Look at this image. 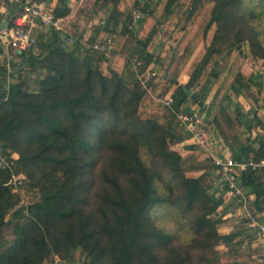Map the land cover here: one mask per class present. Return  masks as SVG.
Returning <instances> with one entry per match:
<instances>
[{
    "label": "trees",
    "instance_id": "16d2710c",
    "mask_svg": "<svg viewBox=\"0 0 264 264\" xmlns=\"http://www.w3.org/2000/svg\"><path fill=\"white\" fill-rule=\"evenodd\" d=\"M57 1L55 13L64 18V25L70 15L69 0ZM106 1V20L99 21L90 35L78 36L94 41L100 33L114 32L117 13L140 11L133 49L135 62L140 64L137 73L130 59L120 74L111 70L105 74L100 66L107 62V52H82L77 46H67L68 35L61 40L60 33L52 30L51 39L41 46L39 54L12 51L21 61L12 64L14 72L8 74L0 45V154L8 159L17 156L15 171L29 181L21 192L26 206L10 215L19 204V196L8 185L11 172L0 169V264H51L55 258L61 264H195L189 248L174 246L173 234L152 222L155 209L175 205L183 215H192L190 229L198 238L193 240V248L199 245L207 249L238 236L218 234L217 222L210 214L221 206V200L210 196L198 178L185 176L182 157L172 147L184 146L190 139L175 112L186 99L203 109L211 85L220 79L215 43L220 31L230 32L239 24L243 0H202L190 9L191 21L179 30L165 69L161 60L154 58V42L173 33L189 0H160L154 9L148 0ZM257 1L264 4V0ZM13 10L9 5L0 30L5 23L8 28L13 25ZM133 17L130 15V21ZM123 28L134 32L131 25ZM202 43L204 47L198 50ZM234 47L237 51L239 45L234 43ZM26 57L28 66L43 75L36 82V91L28 90L19 76L15 78ZM152 65L158 67L154 76L162 70L168 85L163 97L169 88L178 86L170 96L171 108L158 107L138 80ZM187 67L188 81L178 85ZM237 118L242 120V115ZM204 121L220 130L218 120L208 112ZM236 151L231 153L234 161L263 160L264 142L259 141L258 149L248 145ZM101 152L109 155V173L103 174L107 188L99 196L98 207L89 210L87 173ZM163 174L178 189L176 197L169 183L167 193L159 190ZM238 185L246 197H254L251 213L264 214V169L242 172ZM9 224L14 239L3 245V231ZM77 249L84 258L76 263L73 254ZM231 254L244 259L237 250ZM217 261L214 258L208 264Z\"/></svg>",
    "mask_w": 264,
    "mask_h": 264
},
{
    "label": "rangeland",
    "instance_id": "374dc122",
    "mask_svg": "<svg viewBox=\"0 0 264 264\" xmlns=\"http://www.w3.org/2000/svg\"><path fill=\"white\" fill-rule=\"evenodd\" d=\"M148 1L150 3V9H154L160 0ZM200 1L202 0H189L185 12L181 15L178 23H176L174 27L173 33L163 39L159 37L154 42L152 53L154 54L155 60H157V62L164 58L167 60L161 65L163 69L167 67L175 51L174 48L177 37L180 35L178 33L179 30L188 27L191 21L190 9H194ZM42 2L50 4L53 3L54 0H42ZM68 4L71 5L75 16V21L70 22L72 19H69L68 23L72 25L69 30L71 35L84 34L89 30L93 32L98 22L106 20L109 16V12L106 9V7L109 6V2L106 0H70ZM7 6L9 7V5ZM127 11L130 14H128V12H120L115 15L117 24L115 28H113L114 32L107 34L108 38L112 40L109 52L111 51L112 54H115L114 57L118 59L121 57L122 59L120 58L121 60H117V62L115 61L114 64L111 65L109 63L101 64V70L105 74H108L110 70L114 73L115 71L112 70V68L121 69L123 63L130 59L135 63L132 70L137 73L140 69L139 62H135L136 56L133 50L137 42L136 36L140 26L134 19L130 21V15L134 16L136 10L127 9ZM239 16L241 17V19H239V24L230 30V32L224 30L220 31L218 40L215 43V46L219 49L218 71L221 75L220 79L224 77V86H222L224 91L214 99L212 108L208 114L212 118L218 120L220 130L214 128L213 124L205 122V129L209 137L208 151L200 150L193 142L190 145L172 147V149L177 151L182 157V169L184 170L185 176L189 178H198L201 185L207 190V193L221 200L222 204L224 201L221 197L222 177L214 169L212 157L216 156L218 153L231 155L233 152L236 153V150L240 146L246 147L251 145L255 149H258L259 141L264 142V4L257 0H243L239 10ZM126 25H131L134 32H129L127 28L124 30L123 27ZM214 27L215 25L212 26L209 35L212 33ZM50 32L51 29L49 31V28L46 27H42V29L37 31V44L31 53L36 55L39 54L41 46L46 43L48 39H51ZM64 36L63 34L60 39L65 40ZM138 38L144 39L143 36H139ZM234 43L239 45V47H246L248 57L237 70L234 68L232 71L229 67L232 66V63L234 64L237 52ZM203 47L204 44L202 43L199 45L198 50ZM27 57H29V55ZM27 57L25 59L26 62L24 61L26 65L20 63L21 68H19V71L15 74V78L19 76L20 80L26 83L28 90L36 91V82L42 78L43 75L37 69H32L28 66ZM20 61L21 59H16V62ZM157 69H149L144 77L138 78V80L151 97L158 99V101L155 100L158 107H162L164 100L163 94L168 89L167 83L162 79V70L159 72L158 76L149 77L151 73L158 71ZM240 70L244 72L246 76H244ZM213 86L214 84L211 85L210 92ZM235 90L239 91L237 92ZM192 91L195 94H199L198 89H193ZM209 93L204 98V103L207 101ZM186 101L191 103L190 99ZM202 113L203 110L201 109L200 115ZM238 115H242V120H238ZM216 142H219V144L216 145ZM14 157L17 158L15 155ZM108 157L109 155L106 152H101L94 166L90 168L87 173L90 192L86 207L89 210H94L98 207L100 204L99 196L103 194V191L107 188L103 181V174L105 172L109 173ZM142 157L148 159L145 155H142ZM18 176H20L21 180L19 181H21V184L15 182L9 185L14 191V184H16L17 192L15 194L19 196V204L15 206L10 215L19 207L26 206V202L21 197V192L23 188L28 185L29 181L24 174H19ZM163 178V184L158 183L159 190L167 193L165 187H167V183H169L173 196L176 197L178 195L176 186L173 185V182L170 181L167 174H163ZM220 207L221 206L210 214L211 219L217 222L218 234L222 235L223 231H227L229 227L230 230L233 228L230 234H234L235 236L236 233H238V236H235L233 240L227 243L220 242L218 245L207 249H202L199 245L193 248V240L198 238L193 235L190 229L189 220L192 215H183L178 206L157 208L152 212L151 219L154 225L173 234L174 246L190 249V254L195 264H208V261L214 258L218 260L216 264L221 262L226 264V260L232 255L231 253L235 252L236 244H234V242L238 245L240 243L241 246L244 241H247L248 246H251L254 234L253 230L247 226L249 219L245 211L242 210L240 214H237L234 210L231 211L229 215L228 212H224ZM10 215L8 218H10ZM12 229V224L4 228L3 239L9 240L10 242L13 241ZM225 246H229V254L224 251L223 247ZM245 247H247V245H245ZM83 258L84 256L81 251L77 249L73 254L74 261L77 263L82 261ZM63 264H67V262H63Z\"/></svg>",
    "mask_w": 264,
    "mask_h": 264
},
{
    "label": "built area",
    "instance_id": "2783aa9c",
    "mask_svg": "<svg viewBox=\"0 0 264 264\" xmlns=\"http://www.w3.org/2000/svg\"><path fill=\"white\" fill-rule=\"evenodd\" d=\"M147 1V0H145ZM2 5H12L15 11L13 25L8 28L5 23L0 30V45L5 52L6 70L8 74H12L14 69L12 64L16 63V57L12 53L31 52L37 44V36L33 31L36 23L42 27L49 28L60 34H65L63 27L64 18L57 16L55 7L45 3H39L36 0H0ZM144 3L141 4V7ZM142 13L138 10L134 13V21L136 22ZM67 46H77L80 51H100L108 52L112 45V40L108 37H97L94 41H89L88 38L68 35L66 39ZM155 74L151 73L149 77ZM158 101V99H156ZM163 105L171 108L172 99L166 97L163 100ZM176 118L180 125L190 134V141L193 142L200 150L208 151V135L205 130L204 118L196 112H185L183 108L179 112H175ZM16 159H8L0 154V169H7L11 172V179L8 185L15 182L21 184L19 180L21 173L15 171ZM212 163L215 165L217 172L221 175V185L226 189V192L231 198L237 199L241 203L242 210L245 211L249 221L247 226L253 230L254 239L251 246L257 250L258 259L261 264H264V223L260 221L259 216L251 213L249 204L250 197H246L244 190L238 185V180L242 172L247 169L260 170L264 169V159L254 161L252 159L246 161H234L230 154H217L212 157ZM22 178V177H21ZM13 193L17 192L16 184ZM248 246V242L245 243ZM51 264H61L58 258H55Z\"/></svg>",
    "mask_w": 264,
    "mask_h": 264
},
{
    "label": "crops",
    "instance_id": "0c3cea01",
    "mask_svg": "<svg viewBox=\"0 0 264 264\" xmlns=\"http://www.w3.org/2000/svg\"><path fill=\"white\" fill-rule=\"evenodd\" d=\"M76 1H79V0H76ZM57 2H58L57 0H54L53 3L47 4V5H51V6L55 7L57 5ZM42 3H44V2H42ZM68 6L70 8V15L68 17V21L66 20V23L63 25L64 30H65V34L64 35H71L69 30L71 29L72 25H71V23L68 24L69 23V19H72L70 22H74L75 21L74 20L75 16H74L72 7H71L70 4H68ZM9 13H12V10ZM7 14H8V6L7 5H2V3L0 2V22L3 21L4 19H7ZM93 21H95V20H93ZM75 26H76V24H75ZM39 29H42V26L39 23H36L35 26L33 27V31L36 34V36H37V31ZM49 31H50V29H49ZM90 33L91 32L89 30L87 33H84V34L85 35H89ZM50 34L52 36V30H51ZM61 36H63V34H59V37H61ZM100 36L108 37L107 34H104V33H100ZM177 39H178V37H177ZM48 40H50V39H48ZM114 56H115V54H112L111 51L110 52L108 51L107 55H106L107 62L106 63H102V64L109 63L111 65V64H114L115 61L117 62V60H121L122 59L121 57H119V59H118L117 57H114ZM247 57H248V52H247L246 47H244V46L238 47L236 55H235L234 64L232 63V66L230 65L231 67H229V69H232V71H233V69L235 68L237 70L241 66L242 62H244V60L247 59ZM166 61L167 60L165 58L161 59L162 64L165 63ZM123 66H124V63H123ZM153 68L155 70V68L157 69L158 67L152 65L150 67V69L152 70ZM187 69H188V67L179 76L178 85H185L187 83V81H188ZM112 70H114L116 74H120L122 72V70H123V67H121V69L120 68L119 69L118 68H115V69L112 68ZM240 72H242V71L240 70ZM242 73L244 74V76H246L244 72H242ZM222 86H224V77H223V79H219L218 83L214 84L213 88L211 89V92L209 93L207 101L204 103V106H203V109H202V110H205V112H203L201 114V116L203 118H205L206 112H210V109L212 108L214 99H216L224 91ZM177 89H178L177 85H174L171 88H169V90L167 92V95L164 98L170 97L172 93L177 91ZM154 100H156V99L154 98ZM186 100H185L182 108L186 112L188 110L189 112H196V113L200 114L201 108L199 107V105L198 104H194L192 102L191 103L187 102ZM190 144H192V141H190V140H188L185 143V145H190ZM218 144H219V142H216V145H218ZM218 154H221V153H218ZM221 197L224 200L223 201L224 205L221 204V207H220L221 210H223L226 213L228 212V214L231 211H234V210L236 211L237 214L241 213V211H242L241 203L238 200H235V199L231 198L230 195L223 189V187H221ZM253 198H254L253 196L250 197L249 204L253 200ZM259 218H260V221H262L264 223V214L260 215ZM231 230L228 227L227 231H223L222 235H224V234L225 235H229L232 232ZM8 242H9V240H6L5 242H3V245L4 244L6 245ZM246 242L247 241H244V243L241 244V246H240V244L238 245L236 242H234V244H236L235 245V250H237L239 255L243 256L244 259H238V258L232 256L226 261L228 264H261L259 262V259H258L257 250H255L254 247H251V246L245 247V243ZM223 249L226 252H228L230 250L229 246H225V247H223Z\"/></svg>",
    "mask_w": 264,
    "mask_h": 264
},
{
    "label": "water",
    "instance_id": "95a60500",
    "mask_svg": "<svg viewBox=\"0 0 264 264\" xmlns=\"http://www.w3.org/2000/svg\"><path fill=\"white\" fill-rule=\"evenodd\" d=\"M186 94H187V95H189V96H191L193 99H195V100H197V101H198V99L196 98V96H195V95H193L192 93H190V92H187Z\"/></svg>",
    "mask_w": 264,
    "mask_h": 264
}]
</instances>
